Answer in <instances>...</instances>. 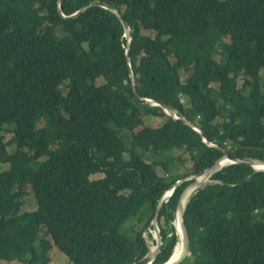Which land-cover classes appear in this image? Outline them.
<instances>
[{
	"label": "trees",
	"instance_id": "1",
	"mask_svg": "<svg viewBox=\"0 0 264 264\" xmlns=\"http://www.w3.org/2000/svg\"><path fill=\"white\" fill-rule=\"evenodd\" d=\"M92 2L128 23V58L113 13L62 17ZM262 71L264 0H0V132L10 135L0 136V262L50 264L57 249L69 264L132 263L162 194L223 154L138 104L130 72L141 98L173 107L228 154L264 161ZM211 181L186 204L179 264H264V172L234 164ZM191 182L161 208L154 264L175 249L169 225ZM26 194L36 209L24 210Z\"/></svg>",
	"mask_w": 264,
	"mask_h": 264
},
{
	"label": "water",
	"instance_id": "2",
	"mask_svg": "<svg viewBox=\"0 0 264 264\" xmlns=\"http://www.w3.org/2000/svg\"><path fill=\"white\" fill-rule=\"evenodd\" d=\"M61 0H58V3H60ZM93 6H98L101 7L111 13H113L121 22L123 28H124V37L127 40V49H126V56L128 58V50H129V44H130V31H129V26L128 23L126 22V20L122 17L121 13L119 11H117L116 9L112 8L111 6L104 4L102 2H92L90 3L88 6H86L85 8L77 11L76 13L70 15V16H64L62 15V17L64 19H73L76 18L78 16H80L82 13H84L88 8L93 7ZM130 80H131V85H132V93L137 101L138 104L144 105V106H158L161 107L163 109V111L169 115L170 117H172L175 121H181L182 123H184L185 125L189 126L190 128H192L193 130L197 131L202 138V141L207 144L210 147L216 148L218 150H220L223 154V156L218 159L212 166H210L209 168H206L200 172H198L195 175H191L187 178H184L182 180L177 181V183L175 185L172 186V188L170 190L165 191L161 198L158 200V205L156 207L155 210V216L150 224V226H152V231L153 228H157V224H158V216L159 213L161 211V208L163 207L164 204H166L168 202V200L171 198L172 194L175 192L176 188L185 182H190L191 180H195V179H201V178H209L207 183L212 182L211 181V177L218 171L222 170L223 168L230 166V165H234V164H245L248 165L249 167H251L254 172H264V161L263 160H259V159H253V158H249V157H238L236 155H231L228 154L226 151L218 148L217 146L211 144L208 139L204 136V134L202 133V131L197 128L196 126H194V124L190 123L189 121H187L186 119H183L179 116L178 111L176 109H174L173 107L166 105L164 103H160V102H156L154 100L151 99H147V98H141L138 94L137 91V87L135 84V79L134 76L132 74V72H130L129 74ZM205 183V184H207ZM205 184H203L202 186L198 187L201 188L203 187ZM197 188V189H198ZM196 189V190H197ZM195 190V191H196ZM194 191V192H195ZM193 192V194H194ZM192 194V195H193ZM190 195L188 197L187 200H184V193L182 192L179 202H178V206H177V210H176V215L178 213H180V217H181V224H182V232L184 234V247H183V252L181 255V258L178 260V263H180V261L186 256L187 254V250H188V238H187V234H186V229H185V220H184V214H185V208H186V204L189 201V199L191 198ZM149 229L146 230V232L144 233V237L146 236L147 232ZM173 236V235H172ZM172 236H167L168 238H171ZM151 239V236L150 238ZM150 249V248H149ZM148 252V250L145 249V251L140 254L132 263L130 264H150V262L152 260H155L157 258V256L159 255V253L161 252L160 250L157 251L155 256H148L147 261L145 260L146 257H143L145 252ZM171 258V257H170ZM170 259L165 263V264H169Z\"/></svg>",
	"mask_w": 264,
	"mask_h": 264
},
{
	"label": "bare ground",
	"instance_id": "3",
	"mask_svg": "<svg viewBox=\"0 0 264 264\" xmlns=\"http://www.w3.org/2000/svg\"><path fill=\"white\" fill-rule=\"evenodd\" d=\"M208 177L207 178H201V179H195V180H191V184H189L185 190L183 191L184 193V200H187L188 197L190 195L193 194V192L200 186H202L203 184L208 182ZM173 227L174 230L177 234V237L179 239L172 255L169 261V264H176L178 262V260L181 258L182 252H183V247H184V234L182 232V224H181V217H180V213H178L175 216L174 219V223H173ZM151 236V239H149ZM146 239V243L148 246V252L150 253V256H155L157 251L160 250V246H161V234L158 228V224H157V228H153L149 229V231L147 232L146 236L144 237ZM150 248V249H149ZM147 252V254L144 256L146 257V261L148 259L149 253ZM182 261V260H181ZM150 264H154V260H152L150 262Z\"/></svg>",
	"mask_w": 264,
	"mask_h": 264
},
{
	"label": "rangeland",
	"instance_id": "4",
	"mask_svg": "<svg viewBox=\"0 0 264 264\" xmlns=\"http://www.w3.org/2000/svg\"><path fill=\"white\" fill-rule=\"evenodd\" d=\"M261 77H262V83H263V81H264V71L261 72ZM162 122L163 121L155 119L154 117H150V116H145L144 117V123L146 124V126L155 127V126L161 125ZM4 129H7V128H4ZM0 136H3L4 142H7L9 140V138H10V135L6 134L3 130H1ZM125 139H126V142L128 144L131 143V139H130L129 134H125ZM7 151L9 153L13 152V150L10 147L7 148ZM176 155H177L176 152L170 151V152H167L164 156L169 158V159H171V160H173L176 157ZM159 157H157V158H159ZM153 158H155V157H152L151 159H153ZM8 168H9L8 164H0V173L4 172V171H7ZM24 204H25L24 205V210L25 211H32L34 209V204H35V209H36L35 200H33V198H31V196L29 194H26V196L24 197ZM173 223H174V221L172 223H170L169 226L172 227ZM170 227L168 228V231H170ZM148 229H150V228H148ZM177 239H178V237H177ZM178 241H179V239H178ZM178 241H177V243H178ZM49 256H50V259H51V263L50 264H69L67 258L64 255H62L57 249H54V250L51 249ZM0 264H8V263L0 262Z\"/></svg>",
	"mask_w": 264,
	"mask_h": 264
}]
</instances>
